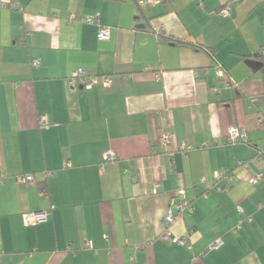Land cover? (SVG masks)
Listing matches in <instances>:
<instances>
[{
  "label": "crops",
  "instance_id": "0c3cea01",
  "mask_svg": "<svg viewBox=\"0 0 264 264\" xmlns=\"http://www.w3.org/2000/svg\"><path fill=\"white\" fill-rule=\"evenodd\" d=\"M140 1L0 0V264H264V0Z\"/></svg>",
  "mask_w": 264,
  "mask_h": 264
},
{
  "label": "built area",
  "instance_id": "2783aa9c",
  "mask_svg": "<svg viewBox=\"0 0 264 264\" xmlns=\"http://www.w3.org/2000/svg\"><path fill=\"white\" fill-rule=\"evenodd\" d=\"M155 0H145V1H140V5L144 6L148 3H153ZM229 9L225 8L224 12H228ZM96 17L95 16H87L85 18H81V21L84 22H93L95 21ZM110 37V28L107 26H100L97 32V39L102 41V40H107ZM33 63H37L35 60ZM216 74L218 76L223 77L224 76V71L220 68H216ZM71 80H78L79 84L82 85V87L90 89L94 85H101L104 88H107L111 84L110 77L107 75H98V76H86L84 72L81 69L75 70L71 74ZM48 124L46 118L42 117L39 119V125L41 127H46ZM172 135L170 131H162L160 135V141L161 144L166 146L171 142ZM247 141V132L243 128H238V127H231L229 128L227 135H226V142L229 144H235L238 142H245ZM190 146L187 145L186 143L182 142L181 145L179 146L180 150L185 151L189 148ZM215 177L221 178V174L216 173ZM3 178L2 172H0V180ZM16 182L18 184H30L35 182L36 177L34 174H24V175H19L16 176L15 178ZM261 180V175L260 174H254L251 175L248 182L251 185L257 184ZM157 184L153 186V193L156 192ZM175 202L174 205L178 210V213L183 212L184 210H192L191 206V201L190 198H188L186 191L184 189H178L175 193ZM49 211L47 209H40V210H35V211H30V212H24L22 214V220L24 224L26 225H33L37 223H42L48 220L49 218ZM177 214H174L171 210V208H168L166 214L163 217L162 225L164 228V232L162 236L165 239H170L172 242H175L177 244L183 245L185 239L184 238H178V237H173L171 236V233L169 231V226L176 220ZM222 244L221 238H216L213 242H211L207 246V250H215L218 249Z\"/></svg>",
  "mask_w": 264,
  "mask_h": 264
},
{
  "label": "trees",
  "instance_id": "16d2710c",
  "mask_svg": "<svg viewBox=\"0 0 264 264\" xmlns=\"http://www.w3.org/2000/svg\"><path fill=\"white\" fill-rule=\"evenodd\" d=\"M40 190H41V192H45V189H44V187L42 186V187H40Z\"/></svg>",
  "mask_w": 264,
  "mask_h": 264
}]
</instances>
